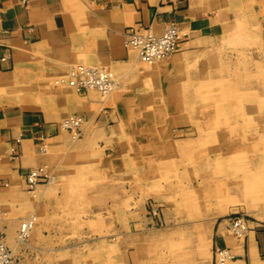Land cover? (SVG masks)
I'll return each instance as SVG.
<instances>
[{"label":"rangeland","instance_id":"rangeland-1","mask_svg":"<svg viewBox=\"0 0 264 264\" xmlns=\"http://www.w3.org/2000/svg\"><path fill=\"white\" fill-rule=\"evenodd\" d=\"M250 13L206 41L185 43L182 30L157 64L137 62L125 43L117 60L77 59L57 44L10 47L9 70L19 74L4 79L0 100L57 114L39 146L47 159L30 167L45 177L32 188L25 171L21 186L0 178V229L14 264H218L223 218L264 220V9ZM81 62L112 70L113 91L70 85L67 70ZM77 113L90 125L63 130ZM28 217L34 228L20 241Z\"/></svg>","mask_w":264,"mask_h":264},{"label":"crops","instance_id":"crops-1","mask_svg":"<svg viewBox=\"0 0 264 264\" xmlns=\"http://www.w3.org/2000/svg\"><path fill=\"white\" fill-rule=\"evenodd\" d=\"M263 1L0 0V73L11 71V59H2V56L7 54L11 46L26 43L68 47V50L74 52V58L82 60L120 58L124 53L121 32L134 24L161 29L166 23L175 21L189 34L188 39L183 42H195L199 39L206 41L207 38L222 34L235 26L244 12L250 11V16L255 11L260 12L264 9ZM199 33L205 36H199ZM90 41L91 48L86 49ZM12 65L14 68L13 56ZM45 113L40 110H25L19 104H0L1 179L9 183L14 180L21 186V173L47 159V156L40 153L39 145L42 144L43 136L55 132V128L48 122L57 114ZM14 147L19 150L20 156L12 160L10 156ZM27 148L33 150L29 152ZM25 149L28 157L26 152L24 155ZM215 244L227 246L233 254L232 264H254L256 258L262 260L259 264L264 262V238L261 232L230 244L217 228Z\"/></svg>","mask_w":264,"mask_h":264},{"label":"built area","instance_id":"built-area-1","mask_svg":"<svg viewBox=\"0 0 264 264\" xmlns=\"http://www.w3.org/2000/svg\"><path fill=\"white\" fill-rule=\"evenodd\" d=\"M127 35H130L131 41L137 45L140 51L144 56H152L157 53H164L169 50H175L178 45L179 38L181 37V28L178 23H169L165 26L164 31L160 35L153 34L148 27L146 26H129L126 28ZM2 59H6L5 56H2ZM88 68V67H87ZM92 68L88 69H80L77 68L74 70L72 77V84L77 87L79 91H88L90 88H96L105 91L110 85L112 80L111 73L105 70L99 71L98 69L92 70ZM91 69V70H90ZM79 126V120L77 123L72 119V124L66 126L67 129ZM15 151V147L13 148ZM38 171L29 172V187L32 188L35 186L39 178L42 177L41 168L37 169ZM31 174H33L31 176ZM30 175V176H29ZM228 228L231 232L238 238H246L250 235L251 231L261 232L264 238V220L261 222L256 221V219L252 220L248 216H241V214H229L228 215ZM32 220L30 218H26L22 221L19 229V236L25 235V233L30 230L32 226ZM221 247V246H220ZM222 248H219L216 245L217 256L219 255V251ZM230 252V250H229ZM228 252V257L231 258L233 256L232 253ZM14 256L11 250L9 249L3 232L0 229V264H14Z\"/></svg>","mask_w":264,"mask_h":264},{"label":"bare ground","instance_id":"bare-ground-1","mask_svg":"<svg viewBox=\"0 0 264 264\" xmlns=\"http://www.w3.org/2000/svg\"><path fill=\"white\" fill-rule=\"evenodd\" d=\"M241 1V0H240ZM264 2V1H263ZM262 2V3H263ZM243 4H244V1H243ZM263 5V4H262ZM259 6V5H258ZM249 7V6H248ZM260 7V6H259ZM251 8V7H250ZM253 8V7H252ZM71 14V13H70ZM75 14V13H74ZM78 14V13H77ZM76 14V15H77ZM89 20V19H88ZM172 23L174 22V23H177V22H175V21H171ZM171 22H169V23H171ZM90 23V22H89ZM154 23V22H153ZM169 23H166L161 29H159V28H153V27H151V26H147L148 27V29L153 33V34H155V35H160V34H162V32L164 31V28H165V26L167 25V24H169ZM140 24H134V25H130V26H139ZM142 26V25H141ZM127 27H129V26H127ZM126 27V28H127ZM126 28L121 32V35L123 36V43H125V47H128L129 49L130 48H132V49H135V50H137V53L138 54H136L138 57L136 58V61L137 62H145V63H147V64H157V62H159V60H162L163 58L165 59V57H168V56H170V55H172L173 53H174V51L175 50H169V51H166V52H164L163 54L162 53H157V54H154V55H152V56H144L143 55V53L140 51V49L137 47V45L135 44V43H133L132 41H131V37H130V35H127V31H126ZM180 28H181V26H180ZM182 28H181V33H183L182 32ZM98 35V34H97ZM94 36V35H93ZM101 36V35H100ZM47 37V36H46ZM94 38V37H93ZM181 38V37H180ZM210 38V37H209ZM192 40V39H191ZM180 42H182V41H180ZM193 42V40L191 41V43ZM92 44V42L90 41L89 43H88V46H90ZM15 47L18 49V47L19 46H17V45H15ZM7 49H9V48H7ZM90 49V48H89ZM60 50V49H59ZM64 50V49H63ZM60 51H62V50H60ZM18 52H19V50H18ZM91 52V51H90ZM93 52V51H92ZM127 52V51H126ZM21 53V52H20ZM23 53H25V52H23ZM22 53V54H23ZM61 53V52H60ZM19 54V53H18ZM17 54V55H18ZM7 55L9 56V54H8V52H7V54L6 55H4L5 56V58H7ZM20 55V54H19ZM19 55H18V57H19ZM27 55V54H26ZM62 55V54H61ZM21 56V55H20ZM63 56V55H62ZM82 56V55H81ZM22 57V56H21ZM76 57V56H75ZM136 57V56H135ZM116 60H117V58H116ZM135 60V59H134ZM5 62V61H4ZM84 63V62H83ZM82 62H81V64H76V65H73V66H71L70 67V69H68L67 71H68V73H67V82L70 84V85H73L72 84V82H71V80H72V75H73V73H74V70L75 69H77V68H80V69H88V68H92V67H94L92 70H94V69H98L99 71H101V70H105V71H107V72H110L112 75H111V77H112V80H111V82H110V85H109V87L107 88V89H105V91H103V90H100V89H96V88H90V89H88V91L89 90H97L98 91V93L100 92V96H107L108 94H110L112 91H113V89L115 88V86H116V84H117V79L119 78H115V74H114V72L112 71V70H109L108 68H106V67H103V66H96V65H89V64H83ZM105 64V63H104ZM107 64V63H106ZM110 64V63H109ZM88 67V68H87ZM67 69V68H66ZM2 70V69H1ZM91 70V69H90ZM17 74H19V72H18V69L17 68H14L13 70H11L10 71V73L8 74V75H6V76H2V77H0V85H5L4 84V79H6V78H8L10 75H12V76H14V78H16V76H17ZM62 76V75H61ZM59 77H60V75H59ZM60 79H61V77H60ZM121 80V79H120ZM3 81V82H2ZM63 82H64V80H62ZM56 82H59V81H56ZM14 83V82H13ZM73 87L77 90V87H75L74 85H73ZM74 92V91H73ZM94 93H95V91H94ZM97 94V93H96ZM89 96V95H88ZM96 96V95H95ZM80 97V96H79ZM82 97V96H81ZM80 97V98H81ZM85 97H87V95L85 96ZM89 97H91V96H89ZM83 98H84V95H83ZM93 98V97H92ZM101 99V98H100ZM90 100V99H89ZM92 100V99H91ZM93 100H94V98H93ZM122 100V99H121ZM123 101V103L125 104V105H127V102L126 101H124V99L122 100ZM11 103H14V104H20V102H16L14 99H11V100H8V101H6V100H0V104H11ZM90 103H91V101H90ZM97 103V102H96ZM83 104H85V103H83ZM92 104V103H91ZM93 105V104H92ZM97 105V104H96ZM99 106V105H98ZM22 107H24V106H22ZM85 108V107H84ZM45 113V112H44ZM48 113V112H47ZM58 113V112H57ZM69 113V112H68ZM94 113V112H93ZM46 114V113H45ZM106 114V113H105ZM1 115V114H0ZM3 115V114H2ZM15 115V114H14ZM17 115V114H16ZM20 115V114H19ZM49 115H50V113H49ZM107 115V114H106ZM1 117V116H0ZM16 117V116H15ZM46 117V116H45ZM54 117V116H53ZM90 117V116H89ZM9 118H10V115H9ZM47 118V117H46ZM49 118V117H48ZM56 118V117H55ZM64 118V117H63ZM14 119H16V118H14ZM72 119L73 120H75V122L77 123V121L79 120V124H80V126H81V128L83 127V125L84 126H86L87 124L88 125H90V120L91 119H87L86 117L84 118V117H82L81 115H79L78 113L77 114H74V115H71L70 114V116H68V117H66V118H64L63 120H62V122H61V125H60V127L63 129V130H65V129H67V127L66 126H68V125H71L72 124ZM96 119V118H95ZM51 120V119H50ZM94 120V119H93ZM10 121V120H9ZM101 124V123H100ZM92 128V127H91ZM70 131V130H69ZM86 131V130H85ZM84 131V132H85ZM82 132V131H81ZM88 132V131H87ZM57 133V132H56ZM75 133H77V132H75ZM86 133V132H85ZM49 134V133H48ZM66 134V133H65ZM87 134V133H86ZM44 135V134H43ZM64 135V134H63ZM67 135V134H66ZM68 135H69V132H68ZM71 135V134H70ZM75 135V134H74ZM84 135V134H83ZM48 136V135H47ZM65 136V135H64ZM91 136V135H90ZM40 137V136H39ZM42 137V136H41ZM76 137V136H75ZM82 137V136H81ZM85 137V136H84ZM83 137V138H84ZM92 137V136H91ZM62 138V137H61ZM82 138V139H83ZM90 138V137H89ZM20 139H22V138H20ZM68 139H69V137H68ZM78 139V138H77ZM81 139V138H80ZM29 140V139H28ZM44 140V139H43ZM49 140V139H48ZM54 140H55V137H54ZM25 141V140H24ZM52 141V140H51ZM27 142V141H26ZM25 142V143H26ZM29 142H30V140H29ZM42 142V141H41ZM38 144V143H37ZM39 144H41V143H39ZM28 145V144H27ZM60 145V144H59ZM21 146V145H20ZM32 145H30V147H31ZM39 146H41V145H39ZM45 146H47V145H45ZM16 148V147H15ZM42 149V151L43 152H45L46 151V147H41ZM47 148H51V147H47ZM28 149V148H27ZM32 150H33V148H31ZM29 150V152L30 151H32V150ZM23 150H24V148H23ZM19 150H17V149H15V151L12 153V157H14V158H17L18 156H19V152H18ZM21 151V150H20ZM25 152H26V155L28 154V152L26 151V149H25V151H24V155H25ZM35 152V151H34ZM33 152V153H34ZM21 153V152H20ZM23 155V154H22ZM30 155H32V154H30ZM27 157H28V155H27ZM31 158V157H30ZM32 158L34 159V156H32ZM57 158V157H56ZM8 159V158H7ZM22 159V158H21ZM29 159V158H28ZM7 161V160H6ZM29 161H31V160H29ZM8 162V161H7ZM15 162V161H14ZM21 162H22V160H21ZM24 162V161H23ZM32 162V161H31ZM34 164H35V162H34ZM219 164V163H218ZM37 165V164H36ZM56 166V165H55ZM39 167H41V166H39ZM11 168V167H10ZM17 168V167H16ZM14 169V168H13ZM37 169H39V168H28V169H26L25 170V173H23V175H24V180H25V183H26V185L27 186H29V179H30V177L28 178V174H30L31 172H34V171H38ZM55 171V170H54ZM30 172V173H29ZM41 172H42V170H41ZM19 174V173H18ZM45 174V173H44ZM44 174H43V176H44ZM48 174V173H47ZM33 174H31V176H32ZM30 176V175H29ZM45 177V176H44ZM53 177V176H52ZM41 179V177L39 178V180ZM1 180H5V179H1ZM51 180V179H50ZM9 183V182H8ZM5 184V183H4ZM37 185V184H36ZM35 185V186H36ZM248 185V184H247ZM8 187V186H7ZM10 187H11V185H10ZM10 187H9V189H10ZM16 187V186H15ZM247 187H249V185L248 186H246V188ZM3 190V189H2ZM11 190H13V189H11ZM35 190V189H34ZM4 191V190H3ZM9 191V190H8ZM8 191L6 192V190H5V192L6 193H8ZM11 191H9V194H12L14 191H12L11 193H10ZM20 192V191H19ZM25 192V191H24ZM34 192V191H33ZM2 193V192H1ZM6 193H3V195L4 194H6ZM18 193V192H17ZM14 194H16V193H14ZM27 195V194H26ZM6 196H7V194H6ZM16 196H18V195H16ZM12 198V197H11ZM17 198V197H16ZM13 199V198H12ZM1 200V199H0ZM11 200V199H10ZM16 200V199H15ZM3 202H4V199H3ZM6 202V201H5ZM1 203V202H0ZM8 203H11V202H8ZM14 209V208H13ZM12 210V209H11ZM16 210V209H15ZM1 212V211H0ZM3 214V213H2ZM237 214V213H236ZM238 214H241V216H246L245 214H243V213H238ZM4 215H6V214H4ZM30 215V214H29ZM216 216V215H215ZM2 217V216H1ZM214 217V216H213ZM250 217V216H249ZM252 218H255L257 221H260V220H258L259 218H256V217H254V216H251ZM28 218H30V221L32 220V226H31V228H30V230H28V232L27 233H25L26 234V236L25 235H21V236H19L18 235V238H19V240L20 241H24L25 240V238L29 235V233L32 231V229L34 228V218H32V217H28ZM211 218V217H210ZM1 219V218H0ZM5 219V218H4ZM7 219V218H6ZM264 219V218H263ZM9 220H10V218H9ZM2 221H3V219H2ZM23 221V220H22ZM22 223V222H21ZM12 225V224H11ZM13 226V225H12ZM15 226H16V224H15ZM0 227H1V225H0ZM38 227V226H37ZM10 228H11V226H10ZM39 228V227H38ZM20 229V228H19ZM17 230V229H16ZM221 230L223 231V230H227V232H231V230L228 228V218L227 217H225V218H223L222 220H221V222L219 223V225H218V232L220 233L221 232ZM253 232V231H252ZM250 234H251V232H250ZM223 235V234H222ZM250 236V235H249ZM17 238V237H16ZM236 238V237H235ZM238 238V237H237ZM247 238V237H246ZM243 239H245V238H238V240L237 241H242ZM5 241H6V243H7V240H6V238H5ZM204 243L206 242V241H203ZM208 242V241H207ZM229 242V241H228ZM200 243H202V242H200ZM199 243V244H200ZM204 243L203 244H201L202 246H204ZM232 243V242H231ZM230 243V244H231ZM198 244V245H199ZM209 243H206V245H208ZM8 245V244H7ZM200 245V246H201ZM202 246H201V248H202ZM239 246H240V248H241V242H239ZM9 247V246H8ZM200 248V247H199ZM198 248V249H199ZM203 248H205V247H203ZM207 248V247H206ZM9 249L11 250V252L12 253H14L13 252V250L9 247ZM203 250V249H202ZM206 250V249H205ZM204 250V251H205ZM204 251H201V252H204ZM206 252V251H205ZM228 252H229V249L228 248H224L223 250L221 249L220 251H219V255H218V257H217V261H218V264H232V262H231V258H229L228 256ZM217 253V252H216ZM229 253H231V252H229ZM15 254V253H14ZM203 254V253H202ZM206 255V254H205ZM204 255V256H205ZM14 256V255H13ZM14 258H15V256H14ZM216 260V259H215ZM255 263L254 264H259V262H262V260L260 261V259L259 258H256L255 260ZM234 264H237V263H234ZM262 264H264V262L262 263Z\"/></svg>","mask_w":264,"mask_h":264}]
</instances>
